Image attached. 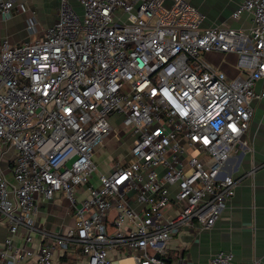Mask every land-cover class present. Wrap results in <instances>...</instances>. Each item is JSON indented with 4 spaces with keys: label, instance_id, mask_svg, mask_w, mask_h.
<instances>
[{
    "label": "built area",
    "instance_id": "obj_1",
    "mask_svg": "<svg viewBox=\"0 0 264 264\" xmlns=\"http://www.w3.org/2000/svg\"><path fill=\"white\" fill-rule=\"evenodd\" d=\"M76 1L60 0L41 38L0 47V158L12 161V179L0 167V264H52L71 246L85 264H177L173 234L210 228L241 178L225 164L249 146L264 96V0L232 10L251 13L248 31L204 25L190 0ZM25 9L0 0V20ZM26 27L37 32L34 15ZM210 51H235L244 73L228 78ZM117 116L130 146L100 171L93 154ZM56 193L72 223L52 230L36 213ZM208 264H235L233 253Z\"/></svg>",
    "mask_w": 264,
    "mask_h": 264
},
{
    "label": "crops",
    "instance_id": "obj_2",
    "mask_svg": "<svg viewBox=\"0 0 264 264\" xmlns=\"http://www.w3.org/2000/svg\"><path fill=\"white\" fill-rule=\"evenodd\" d=\"M206 15L204 25H227L248 31L252 25V15L245 11L232 17V10L242 0H190ZM26 6L24 11L14 10L0 20V47L3 40L16 43L31 38H41L44 29L58 16L60 0H15ZM74 8L81 10L76 0H70ZM34 15L38 22L36 33L29 34L26 27L28 16ZM207 58L228 78L240 72L235 51H210ZM257 91L264 90V77L254 85ZM249 146L237 155L231 156L225 171L234 177H241L234 193L223 207L216 222L210 228H183L172 236L168 245V260L181 258L187 264H208L212 254L220 249L233 253L235 264H250L254 259L264 264V96L253 100V115L246 131ZM11 158L2 156L0 167L12 179ZM36 221L48 229L72 223L68 210V199L56 193L51 199L39 200ZM7 234V225L0 215V244ZM56 251L52 264H85L84 255L78 248ZM130 264L131 259L123 261Z\"/></svg>",
    "mask_w": 264,
    "mask_h": 264
},
{
    "label": "rangeland",
    "instance_id": "obj_3",
    "mask_svg": "<svg viewBox=\"0 0 264 264\" xmlns=\"http://www.w3.org/2000/svg\"><path fill=\"white\" fill-rule=\"evenodd\" d=\"M34 40V38H31ZM113 129L110 135L106 136L104 140L99 144V147L94 148L93 154L94 161L98 164L100 171L107 169L114 160L124 157L129 149L131 136L130 130L132 127L123 126L121 116H117L112 122ZM123 131V133H122ZM79 205L80 203L77 202ZM113 227L108 230H112ZM176 234H174L175 236ZM174 256L172 252L169 254ZM167 255V256H169Z\"/></svg>",
    "mask_w": 264,
    "mask_h": 264
},
{
    "label": "water",
    "instance_id": "obj_4",
    "mask_svg": "<svg viewBox=\"0 0 264 264\" xmlns=\"http://www.w3.org/2000/svg\"><path fill=\"white\" fill-rule=\"evenodd\" d=\"M180 260H181V254H180L179 257L177 258V264L180 263Z\"/></svg>",
    "mask_w": 264,
    "mask_h": 264
}]
</instances>
